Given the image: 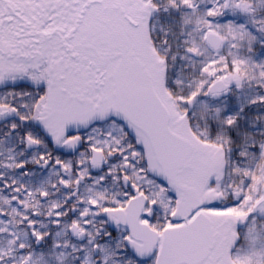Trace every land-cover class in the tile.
I'll return each mask as SVG.
<instances>
[{
    "label": "snow or ice",
    "instance_id": "obj_1",
    "mask_svg": "<svg viewBox=\"0 0 264 264\" xmlns=\"http://www.w3.org/2000/svg\"><path fill=\"white\" fill-rule=\"evenodd\" d=\"M0 264H264V0H0Z\"/></svg>",
    "mask_w": 264,
    "mask_h": 264
}]
</instances>
